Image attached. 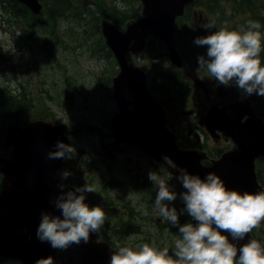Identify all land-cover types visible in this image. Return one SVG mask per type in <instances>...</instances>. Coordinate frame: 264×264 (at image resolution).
<instances>
[{"label":"rangeland","instance_id":"rangeland-1","mask_svg":"<svg viewBox=\"0 0 264 264\" xmlns=\"http://www.w3.org/2000/svg\"><path fill=\"white\" fill-rule=\"evenodd\" d=\"M57 1L63 2L65 0H50L51 3ZM74 1L80 5L84 0ZM85 1L86 3L82 5L84 11H88L89 9L93 10L95 8L103 9V11L98 10L99 12L97 14L98 17L101 18L99 20L100 26L99 28H93L91 24H89L88 20H84L82 24L79 25V30L71 33L70 30L72 27V21L67 23L66 20L68 17L60 18L57 23V33L63 36L62 39L65 38V40L68 41V51L60 46V42L56 40V36L51 32V30L44 31L38 29L37 26H35L36 30L40 33L42 40L32 41L27 38L29 32H31V25H28V13L30 9L23 3L19 2L18 0L16 3L11 4V6L9 4L10 2L7 3L6 6H10L8 11L0 8V33H7L9 37L7 41L0 40V92L3 93L4 90L9 91L12 96L17 97L18 100L20 99V105L24 104L23 100H25L28 96L33 103V108L31 109L32 113L28 112V116L33 117L32 121L48 119L52 121L61 120L68 122L70 116L68 109L64 105V101L69 100L67 93L73 88L74 91H71L70 95L75 100H78L79 96L74 93L76 90L75 87L79 88L81 86L86 90H90L91 93L89 91H87V93L90 95V98H94L89 105V107H92V110L89 112H84L83 114L84 117L89 118L91 122L95 124L107 122V119L113 116V111L117 107L111 91H113L116 87L113 76L115 73H118L120 69L118 68L116 60L113 56H107L106 52L98 51V42L102 40L101 36L103 35V29L108 27L118 28L108 16L106 10L114 8L118 2L123 5H130L132 14L126 18L122 17L121 20L123 27H125L126 24L143 15L145 10L144 0ZM45 2H49V0H45ZM262 4H264V0H254L253 10H250V5L245 0H203V2L196 7V11L201 17L200 21L204 18L207 20L217 18L218 21L225 23L226 19L228 20L231 27L236 28L240 24L243 27H246L247 21H257L259 15H264V6L262 9H260ZM212 8L215 11L213 15L210 14ZM225 9L229 11L228 16H223ZM86 15L91 19L92 22L95 21L92 15L88 13ZM51 22L55 26V21L51 20ZM186 25L187 22L183 23L181 27L182 40L184 35L188 33ZM119 29L123 33L126 31V29ZM164 30L166 32L169 31V29ZM17 33H20V35L17 36ZM261 34L263 39L264 33L261 32ZM197 37L198 32H196V38ZM45 39L48 41L46 42ZM194 40L195 39H191L190 42H194ZM150 42L151 44L145 49V51L152 52L151 56L146 57L144 54L141 55V53H139L135 55L134 61L140 66L143 64L142 60L148 61L151 65L144 66V68L150 72L149 75L150 77L152 76L153 85L156 86L158 92H160L161 89L164 92L163 95L169 96L177 102L178 98L175 96L176 91L170 90L169 88L167 89L166 87L169 85V82L163 85H161L160 82L162 77L169 78L168 74L165 72V68L171 66L166 58L159 56L160 52L157 51V49L163 48V46L158 45L155 47L154 41L152 39ZM46 43H49V46L54 50V56H50L49 60V49L46 46ZM28 44L31 45L29 46ZM167 44L169 46H176L174 40H169ZM188 48L193 51L191 58H196V61L193 60V63L190 65L189 69L193 74H198L196 76L202 79L201 74L207 72L205 70H198L197 58L199 55H205L204 51L194 45H189ZM93 51H95L96 54H94ZM196 54L197 56H195ZM130 59L132 60L133 57L131 56ZM87 65H94L98 67V72H101V76H103L105 80L108 81V85L101 88L96 86L98 82H95L81 67ZM20 71L22 72V76L18 74ZM186 80L191 81L190 78H187ZM202 80L206 81L204 79ZM21 84H23L25 88ZM228 89L230 99L227 108H230V112L232 114L244 111L245 107L243 103L247 102L248 106L250 107V103L253 101H258L259 104L264 102L262 96L257 95H252L250 99H247L234 84L228 86ZM95 94H97V96ZM100 96L102 97L99 98ZM196 105L200 110V114L204 112L207 119L212 117L213 113L211 112L209 106L204 103L203 98L197 100ZM183 106L185 107L186 105L184 104ZM43 111H45L47 114L45 118L40 116ZM19 113L21 114V112ZM102 113L103 116H100ZM7 119L9 118L4 114V111H2L0 113V136H2L3 129H6L9 126ZM138 123L140 124V121H138ZM182 126L185 131H188L191 127L187 120L182 121ZM140 140H143V138ZM206 141L210 149V158L215 160L220 158L216 155L218 154L219 147L222 144L226 143L228 145L224 150H222V152L228 151L234 147L233 143H228L221 138L220 140L216 139L212 137V135L206 137ZM143 144L147 147L145 150V154L147 155L151 150V146L149 143L144 142ZM164 147L167 148L166 146ZM136 151L139 152L138 147L136 148ZM121 156L122 154L118 155V157ZM80 157H85L84 167L86 170H89L90 173L96 174V177H94L96 181L104 179L108 182L111 181L113 184H116L117 181L129 183V185L126 187H128L130 192H132V198L134 199L132 207L134 209L133 214L144 223L136 221V217L133 219V216L130 217V220L137 227L147 230H143L142 233L132 235L125 239L124 231L120 238L116 236L115 239H117V241L120 243L128 242L130 245L127 246L138 247L142 243L136 244V241L142 238L145 233H149L154 236L158 231L162 236L163 243L166 244L171 242L170 255H172V249L174 247V241L176 238L171 235V232L168 230L167 226L166 229L164 228L162 231H160L158 224L150 220L149 215L144 218V214L151 211L149 202L150 198L148 194H145L140 190L132 191L133 188L130 184L131 180L129 179L128 173H132L133 168H130L126 172L122 167L118 166L119 161H115V167L111 174L107 170V166L104 163H100L98 166L95 164L89 166L87 165L86 160L92 161L93 158H97V154L91 152L86 147L80 150ZM132 159L135 161V166L138 162H141L140 157L138 154H136V152L133 153ZM147 161L149 162V158L144 157L143 163ZM167 163L168 166H174V163L169 159H165L163 166H167ZM234 163H236L238 168L242 167L241 162ZM223 168H227V166L225 164L219 166V169ZM150 171L156 172L159 176L165 179V171L159 172L154 167H150L149 172ZM90 184H92V180ZM177 184L178 183L176 182L169 186L171 189H173ZM110 185L111 184L108 183L105 187L102 186L101 183L95 184V189L98 192H103L104 200L106 197H110L107 196L108 194H111L112 199H114L113 188ZM176 193L177 195L180 194L179 192ZM110 203L111 207L113 208L112 212L110 211L112 208H108L105 211L107 214L111 213V218L120 215L122 212L127 213L128 209L124 208L123 201L115 199ZM144 207H147V209ZM154 214L156 215V213Z\"/></svg>","mask_w":264,"mask_h":264},{"label":"clouds","instance_id":"clouds-1","mask_svg":"<svg viewBox=\"0 0 264 264\" xmlns=\"http://www.w3.org/2000/svg\"><path fill=\"white\" fill-rule=\"evenodd\" d=\"M116 6L121 10L125 8L119 2ZM260 29L259 21L249 20L246 27L229 30L225 24L211 34L195 38V45L207 47L206 55L197 58L198 70H205L219 85L234 84L244 97L264 96V64L261 61L264 46ZM8 39L7 33H0V40ZM246 120L247 116L242 122ZM75 154L74 146L58 141L46 159L69 160ZM70 175L64 170L60 173L61 180ZM177 179L185 189L179 194L185 205L182 211L195 224H180L176 208L170 207L177 193L156 172H149V180L158 189L154 210L164 221L178 226L179 238L174 241L173 254H169L168 248L160 250L148 243L136 250L118 245L110 255V264H264V246L259 241L250 239L238 249L222 234L227 232L233 240H242L259 227L264 221V191L251 193L229 189L214 172H208L202 179L181 169ZM59 188V195L50 201L59 215L42 211L36 237L53 249L66 250L73 244L88 243L90 235L98 233L104 225L106 214L101 206L90 207L85 202L86 194L95 192L94 185L85 183L65 191L60 184ZM35 264H53V259L42 258Z\"/></svg>","mask_w":264,"mask_h":264},{"label":"water","instance_id":"water-1","mask_svg":"<svg viewBox=\"0 0 264 264\" xmlns=\"http://www.w3.org/2000/svg\"><path fill=\"white\" fill-rule=\"evenodd\" d=\"M20 1L24 2L27 6H30L34 12L40 11L41 5L37 0ZM148 2L150 7L153 9L152 13L138 20V23L136 25H131L130 28L134 30L145 29L148 27L153 30H157L158 28V31L163 32L165 26H167L181 10L185 0H148ZM107 45L111 50L113 49V46L114 48H121L119 44L108 40ZM171 58L175 62L178 61L177 57L172 54ZM123 69L124 73L121 81L122 87L127 86L129 88H137L136 90L140 91V88L134 85L135 79L133 78V74L129 70L125 68ZM116 95H118L117 98L119 97L118 99L121 101L122 99L119 91ZM218 117L221 120V127H224L227 133L235 138L238 146L233 152V161L231 166L226 172L220 173L218 176L221 177L229 189H235L240 192H244L243 188L246 190H257V187L254 184L253 173L249 170H241L234 162L240 163L245 160V164H248L255 155L264 151V126L262 125V122L257 121L256 117L251 114L247 115V120L244 122H242L243 118L238 121L228 122V119L223 112H221ZM128 123H130V118ZM29 130V133H22L14 140L7 143L17 144L19 148H17L18 150H21V148L22 150L29 149L30 152L27 151L26 153H31L33 155L34 159L32 163L28 167V165L20 161L22 166L28 171L29 176L26 179H23V181H20L16 176H13L11 179V184H13L9 192L3 190L0 193V254L3 253L6 245L10 246L13 254L9 255L4 252V256L20 260L22 262L29 259L35 260L34 257L37 256L36 251L31 250L29 246H43L36 237V230L41 219V213L37 211L43 207H48V211L51 210L52 204L50 201L58 195L57 190H52V185H56L57 187L59 176L56 172L64 166L61 163V159H46V151L48 146L53 144L52 139L55 136V134H53L55 133V130H53V128L45 122H35ZM168 152L176 158V160H174L175 164L181 162L184 167L193 174L200 171L199 168L192 169L187 165L198 167L200 165L201 156L197 154H188L183 156L184 158H180L178 152L174 150H169ZM34 154L37 155L36 158L34 157ZM14 177L15 179H13ZM27 181L30 183V188L21 184ZM48 190L49 194L45 196ZM28 198H33L34 200V206L31 209L25 210L18 207L24 204ZM90 240L91 242L89 243L84 244L81 242L78 246L68 249L67 253L69 264H78L77 262L80 264H109L108 260L111 250L110 245L106 242L97 243L94 235L90 236ZM242 240L245 242L249 241L247 237H244ZM236 242H238L240 246L243 245L242 241L237 240ZM25 244L27 245L26 249L24 247ZM43 253L46 254V251L44 250ZM53 264L58 263L57 261H54Z\"/></svg>","mask_w":264,"mask_h":264},{"label":"bare ground","instance_id":"bare-ground-1","mask_svg":"<svg viewBox=\"0 0 264 264\" xmlns=\"http://www.w3.org/2000/svg\"><path fill=\"white\" fill-rule=\"evenodd\" d=\"M137 23L138 21H135L131 23V25H136ZM103 35L107 38L108 41L115 42L119 44L120 47L122 48L121 50V48H114L113 46L112 51L116 63L118 65V68L119 69L125 68L129 70L133 74V78L135 79L134 85L140 88V91L136 92L134 96L146 103H153L155 100H157L158 98L152 93L151 88L148 85V75H147L148 72L134 61L135 55H137L140 51H145V49L148 48V46L151 44L150 40L151 39L153 40L154 31L150 32L145 29L134 30L128 27L126 31L123 33L119 28L108 27L103 29ZM131 56L133 57L132 60L130 59ZM193 75H198V74H193ZM117 93H118L117 90L112 91V95L116 97L118 96L116 95ZM216 104L217 105L212 106L210 109L213 114L219 115L223 111L228 112L227 109L224 107V105L219 106L218 103ZM118 107L120 113L117 112V114L115 115L117 122L121 125L128 126L129 125L128 121L131 115L130 112L126 109V107H124L121 104L118 105ZM10 127L14 132L17 133H22L26 130L25 124L23 125L12 124L10 125ZM130 129L133 130L132 132L134 134H139V132L135 129L134 126H131ZM146 131L150 137L153 149L161 156L165 157L166 151L164 150V139L162 137V129L159 126H152V128H147ZM260 157L262 156L257 155L258 159ZM0 162H1L0 164L1 186L2 188H4V181H6L8 185L5 190L8 192L13 184V183L11 184V179L13 176H16L17 179L20 181H23V179H26L29 176L28 171L18 161L6 159L2 152H0ZM21 184L26 185L27 188H30L29 181ZM42 211H47V210L43 207L37 212L41 213ZM54 214L59 215V212L55 210ZM42 245L43 246L41 247H35L34 245L29 246L31 250H34L37 253V256L34 257L36 261L42 258L46 259L48 257H51L53 259V262L59 260L58 257L59 250L53 249L48 243H42ZM24 247L26 249L27 245L25 244ZM44 250L46 251V254L43 253ZM4 252L9 255L13 254L12 248L7 245L4 247V251L2 254H0V256L4 257ZM6 258L9 260L18 261L9 257ZM35 260L29 259L24 261L23 263L35 264L36 262ZM77 263L80 264L79 262Z\"/></svg>","mask_w":264,"mask_h":264},{"label":"trees","instance_id":"trees-1","mask_svg":"<svg viewBox=\"0 0 264 264\" xmlns=\"http://www.w3.org/2000/svg\"><path fill=\"white\" fill-rule=\"evenodd\" d=\"M14 2H15L14 0H9V1L8 0H0V8L4 9L5 11H8L9 7L11 6V4H14ZM7 3L10 4V6L8 8L6 6ZM52 5H55V2H53ZM47 15H48V18H47ZM55 16H56L55 10L51 9L50 12L46 11L45 15L43 14L41 17H34L33 16V20L36 22V25L39 22V27L41 30H44V31L51 30V32L55 35L57 33L56 27L51 22V20H54ZM45 17H46V19H45ZM71 17L75 18L76 20H79L77 14L71 15ZM241 27H243V26L240 24L236 28H234V30H237ZM74 28H76V27H74ZM261 28H264V24H261ZM155 52H156V50H155ZM261 61H262V64H264V51L261 52ZM168 79H169L168 77H164V78L162 77V79H160L161 85L166 84ZM29 106H31L30 100H26L25 101V107L28 108ZM21 110H22L21 105L19 104L18 101L12 99L11 94H9L8 92H4L3 95H0V113L2 111H4V114L9 118V119H7V123L9 124V126L11 124H20V125L24 124V122L21 119L14 117ZM0 187H2L1 186V174H0ZM168 227H169V231L171 232V235L174 236L176 239L179 238L178 226L169 225ZM58 257L59 258L61 257L60 252L58 254ZM0 264H26V263H23L20 261L9 260L7 258L4 260V257L1 256Z\"/></svg>","mask_w":264,"mask_h":264},{"label":"flooded vegetation","instance_id":"flooded-vegetation-1","mask_svg":"<svg viewBox=\"0 0 264 264\" xmlns=\"http://www.w3.org/2000/svg\"><path fill=\"white\" fill-rule=\"evenodd\" d=\"M142 68L145 69L144 67H142ZM149 74H150V72L147 73V75H148V85L151 88L152 93L159 99L161 97V92H158L156 86L153 85L152 76L150 77ZM193 78H194V84L198 87L199 90H202L204 85H205V83H208L207 81H203L202 79H200L196 75H193ZM210 85L212 86V89H213V95L208 98V106H209V108L211 109L212 106L217 105L216 103H218L219 106L224 105V107L227 109V111L230 112L231 111L230 108H227V105H228V102H229V99H230L229 93L226 90L217 88L214 83L213 84L210 83ZM111 94H112V91H111ZM113 112H114V115H116L117 112L120 113L119 107L117 106L116 109ZM211 135H212V137H214L216 139L222 138V135L220 133L211 132ZM4 157L6 159H8V160H12V159H10L9 157H7L5 155H4ZM259 161L264 164V157L263 156L260 157ZM262 182L264 183V180ZM7 185H8V183L6 181H4V190L7 188ZM155 213L157 215V212H155ZM131 216H133V219L136 217V221L142 222L133 213L130 214L129 218ZM142 223H144V222H142ZM157 224L159 226L160 231H162L164 228L166 229V226L167 227L169 226V225H166V223H161V222H158ZM140 229L147 230V229H143V228H140ZM168 230H169V227H168ZM112 242H113V245L116 248H117L118 245L121 246L120 242L117 241V239H113Z\"/></svg>","mask_w":264,"mask_h":264}]
</instances>
